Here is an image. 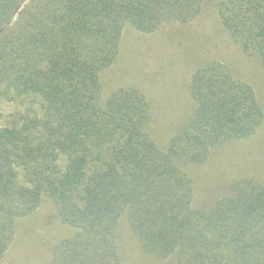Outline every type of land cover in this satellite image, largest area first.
I'll return each mask as SVG.
<instances>
[{"label": "trees", "instance_id": "1", "mask_svg": "<svg viewBox=\"0 0 264 264\" xmlns=\"http://www.w3.org/2000/svg\"><path fill=\"white\" fill-rule=\"evenodd\" d=\"M207 4L0 0V264L44 199L70 230L51 248L52 264H126L123 224L149 264H264V182L235 179L197 205L191 172L260 129L253 87L224 62L201 63L187 86L191 117L165 148L140 90L102 95L126 26L152 35L190 24ZM216 12L264 70V0H218Z\"/></svg>", "mask_w": 264, "mask_h": 264}, {"label": "rangeland", "instance_id": "2", "mask_svg": "<svg viewBox=\"0 0 264 264\" xmlns=\"http://www.w3.org/2000/svg\"><path fill=\"white\" fill-rule=\"evenodd\" d=\"M217 1L207 0L204 12L190 24L165 25L152 35L126 26L117 59L103 74L104 97L122 86L135 87L146 96L152 108L150 132L161 148L191 117L194 104L187 86L201 63L224 62L253 87L263 112L262 126L248 140L217 150L210 162L191 168L200 185L194 199L197 205L210 203L235 179L252 177L264 182V70L230 41L217 17ZM11 108L5 105L3 111ZM52 215L53 206L44 199L33 215L19 223L2 264H52L51 248L70 233ZM122 229L127 236L126 264H149L128 225Z\"/></svg>", "mask_w": 264, "mask_h": 264}]
</instances>
